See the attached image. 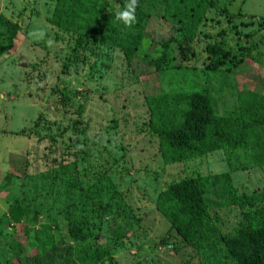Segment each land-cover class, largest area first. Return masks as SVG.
Here are the masks:
<instances>
[{
    "label": "trees",
    "instance_id": "trees-1",
    "mask_svg": "<svg viewBox=\"0 0 264 264\" xmlns=\"http://www.w3.org/2000/svg\"><path fill=\"white\" fill-rule=\"evenodd\" d=\"M117 1V10L102 14L98 10L99 0H56L49 21L72 38L71 52L81 62L88 60L86 54L77 56L79 50L87 53L95 52L94 48L98 51L113 46L131 63L142 51L144 41H152L146 32L149 16L154 11L157 14V6L164 5L166 17L173 19L179 33L165 41L155 39L153 52L145 53L146 62L158 75L170 70L180 71L185 61L193 57L194 41L203 34L199 25L207 19L209 10L214 9L229 19L249 18L257 28L244 34L246 37L264 30V15H246L241 10L232 13L226 5L221 6L219 0H135V22L126 26L116 18V12L124 10L132 0ZM247 22L243 21L242 25ZM21 28L19 22L0 16V64L1 57L13 48ZM178 35L181 36L178 38ZM204 51L208 60L207 74L213 71L217 75L224 66L232 71L243 64V57L235 58L222 41L208 42ZM181 72L177 74L179 78ZM261 88L262 85L254 89L240 87L242 105L227 110L224 115L217 111L213 90L208 86L167 93L161 88L151 91L147 88L144 95L151 113L147 126L150 133L159 135L160 150L167 163L219 152L230 162L229 171L183 177L168 183L159 192L156 208L170 224V231L180 238L182 246L179 248L190 247L194 252H201L203 247L217 242L224 224L225 214L221 211L237 209L240 217L234 232L220 238L224 258L232 264H264V189L240 193L231 181V172L236 169L242 170L250 164L264 166ZM76 97L63 96L62 99L67 102ZM84 112L85 105L80 104L76 109L77 117L71 122L78 136L86 135L89 128L90 119L85 122ZM40 118L34 133L40 140L50 138L56 146L55 135L42 133L53 129L54 120L51 118L50 124ZM66 131L67 127L59 135L64 136ZM81 143L76 140L72 146L77 149ZM233 151L247 164L231 161ZM87 153L83 149V154ZM87 162L85 171L80 170L77 163L61 162L39 176L28 172L22 176L6 174L1 186L8 189L9 204L8 211L0 213V264H116L114 256L141 235L136 231L140 219L134 215L110 170ZM17 180L20 183L16 189ZM45 214L47 221L41 222ZM109 220L113 227L105 230L104 225ZM19 223L24 225L28 245L15 238ZM131 230L133 239L129 235ZM59 240L63 248L58 247ZM33 249L35 253L31 254ZM201 264L215 263L209 260Z\"/></svg>",
    "mask_w": 264,
    "mask_h": 264
},
{
    "label": "rangeland",
    "instance_id": "rangeland-1",
    "mask_svg": "<svg viewBox=\"0 0 264 264\" xmlns=\"http://www.w3.org/2000/svg\"><path fill=\"white\" fill-rule=\"evenodd\" d=\"M55 1L0 0V16L22 26L13 48L1 57L0 64V213L8 211V189L1 186L7 173L22 176L28 172L39 176L61 162L77 163L85 171L89 161L95 167L110 170L134 215L140 219L136 231L141 235L134 238L133 230L129 231L133 244L114 256L116 264H201L209 260L215 264H232L224 258L220 238L234 232L240 217L237 209L221 211L225 214L224 224L217 242L194 252L190 247L179 248L180 238L170 231V224L156 208L157 196L168 183L192 175L229 171L230 162L219 152L167 163L160 150L159 135L150 133L147 126L151 113L144 94L149 89L161 88L167 93L208 86L213 90L217 111L223 115L242 105L240 87L254 89L262 85L260 92L264 95V30L246 37L244 34L257 28L249 18L229 19L214 9L209 10L207 19L199 25L203 34L194 41L195 54L183 64L179 78L180 71L174 70L154 74V67L146 62L145 53L153 52L155 39L165 41L179 33L173 19L166 17L164 5L157 6V14L154 11L149 16L146 32L152 41H144L142 53L131 63L113 46L98 51L92 46L95 52L87 53L79 50L77 56L86 54L88 60L83 63L71 52L72 38L49 21ZM219 2L232 13L241 10L246 15H264V0ZM118 7L117 0L98 2L102 14ZM243 21L248 22L242 25ZM214 41L226 43L235 58L243 57V64L232 71L224 66L217 75L213 71L207 74L204 48ZM179 61L177 58L178 64ZM74 95L78 97L67 102L62 99ZM80 104L85 105V122L90 119L87 134L83 136H78L71 127ZM41 116L50 124L54 120L53 129L42 133L55 135L56 146L50 138L40 140L34 133ZM66 127L64 136H60ZM76 140L82 142L77 149L72 146ZM83 149L88 153L83 154ZM236 156L237 151H233L231 161L247 164ZM250 165L231 172V181L240 193L264 189V166ZM15 183L18 188L20 180ZM47 217L42 215L40 221H47ZM23 227L22 223L16 226L15 238L28 245ZM104 227L111 230L112 221ZM104 240L105 237L101 241ZM57 243L59 248L64 247L62 241ZM30 253L34 254L35 250Z\"/></svg>",
    "mask_w": 264,
    "mask_h": 264
},
{
    "label": "clouds",
    "instance_id": "clouds-1",
    "mask_svg": "<svg viewBox=\"0 0 264 264\" xmlns=\"http://www.w3.org/2000/svg\"><path fill=\"white\" fill-rule=\"evenodd\" d=\"M135 0H132L131 3H128L126 5V8L124 10H119L116 12V18L123 21V23L127 26L131 23L135 22Z\"/></svg>",
    "mask_w": 264,
    "mask_h": 264
}]
</instances>
